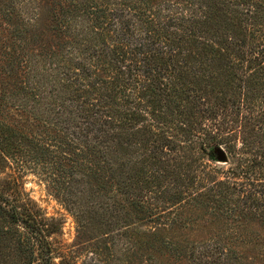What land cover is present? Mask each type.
<instances>
[{
  "label": "trees",
  "instance_id": "obj_1",
  "mask_svg": "<svg viewBox=\"0 0 264 264\" xmlns=\"http://www.w3.org/2000/svg\"><path fill=\"white\" fill-rule=\"evenodd\" d=\"M109 1L66 0V10L47 17L33 6L28 22H40L28 29L16 1L1 2L21 43L27 32L28 45L38 41L46 21L62 25L54 29L69 40L40 58L0 54L12 60L0 66V264L11 256L16 264H79L56 246L61 222L24 191L27 170L45 175L86 228L93 216L114 223V203L128 206L117 196L136 187L129 152L155 167L156 183L175 185L168 199L186 195L195 207L239 211V230L264 226V0ZM27 65L28 80H18ZM20 114L28 115V131ZM221 145L237 158L227 169L206 161ZM113 187V202L96 207ZM119 236L128 256L147 242ZM232 251L207 245L200 264H231Z\"/></svg>",
  "mask_w": 264,
  "mask_h": 264
},
{
  "label": "rangeland",
  "instance_id": "obj_2",
  "mask_svg": "<svg viewBox=\"0 0 264 264\" xmlns=\"http://www.w3.org/2000/svg\"><path fill=\"white\" fill-rule=\"evenodd\" d=\"M8 1H16L15 5L17 4L21 9L27 20V29L28 26H36L40 22L35 20L28 22L29 8L33 6L38 8L39 6L37 12L43 13L45 16L54 10L61 12L67 9L66 0ZM111 1L117 2V0H110L109 2L111 3ZM1 2L4 0H0V54L3 56L10 54L11 58H20L23 61L28 60V55L40 58L42 53L48 51L47 48H54L58 42L69 40L68 36L65 35L64 37L58 29H54L57 26L62 28V25H58L55 21H46L44 26L47 29L37 37L36 40L38 41L31 40L28 45L27 32V43H21L19 39L10 34L13 28L2 11ZM111 5L114 6L113 3ZM3 56L0 55V66L7 70L10 68L9 64L12 60ZM18 74V80L23 82L28 80V65L24 67V70H19ZM17 121H19L18 124H24L25 130L28 131L27 114L18 115ZM19 126L23 129L22 125ZM234 139L236 142L238 141L237 138ZM214 151L215 158L206 159L212 166L227 169L235 164L237 158L228 153L226 146H216ZM220 151L226 153L228 161H219L218 153ZM130 157L133 155L129 152L126 161L133 163L127 169L130 170V166L136 168V171L134 170L133 173L129 174L135 181L136 187L135 189L121 188L123 195L117 196L118 199L127 198L124 204L128 206L124 208L115 201L116 203L113 205L117 208V211L114 210L117 217H115L114 223H109L110 220L107 219V216H93L87 222L85 221L88 224L86 228L81 225L82 221L78 218L80 216L78 210L70 206L66 196L54 189L52 184L44 178L45 175H39V173L31 170L26 171L23 179L24 191L47 216L55 217L61 222L60 232L53 237L57 241L56 246L59 252L71 251L69 256H73V259L79 264H94L97 261L100 264L106 260V264H200L207 259L205 254L201 253L202 249L206 248L207 245L212 246L219 242L233 249L231 253L229 252L231 264H264L263 253L261 252V246H264V239L262 238L264 226L261 222L260 224L259 221L252 224L249 231L239 230L237 224L240 222L238 221L243 219L239 216H245L239 214V211L233 214H225L223 206L219 203L213 207L202 204L195 207L194 204L186 202V195L181 196L180 199H168L167 191L173 190L175 185L169 181H164L161 184L156 183L159 181H156L155 177L159 174H155V167L149 163L145 165L137 163L133 160L134 158ZM156 168L162 172L168 171L164 164L156 165ZM134 172L136 174L143 172L142 177L138 178ZM160 177L162 176L160 175ZM168 180L173 181L170 173ZM155 184L159 185L155 186ZM115 189L116 187L112 188L110 198L106 196L97 200L95 206L100 207L103 201L112 203L117 194ZM119 189L120 187L117 190ZM125 232H130L137 239L147 241V244H140L138 250H132L128 256V251H122L123 244L127 240L119 236V233L125 234ZM238 232L241 235L239 240ZM153 239L159 240V247L152 248L154 244H148L149 240ZM169 241L178 246V249L167 250L163 243ZM114 244L118 247V251L115 247V255L112 249ZM10 258L7 260L12 261L11 264H16L13 257ZM56 261L60 262L61 258Z\"/></svg>",
  "mask_w": 264,
  "mask_h": 264
},
{
  "label": "water",
  "instance_id": "obj_3",
  "mask_svg": "<svg viewBox=\"0 0 264 264\" xmlns=\"http://www.w3.org/2000/svg\"><path fill=\"white\" fill-rule=\"evenodd\" d=\"M218 159L219 161L221 162H225L227 160V156H226V153L224 151H220L218 153Z\"/></svg>",
  "mask_w": 264,
  "mask_h": 264
}]
</instances>
